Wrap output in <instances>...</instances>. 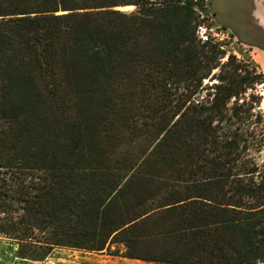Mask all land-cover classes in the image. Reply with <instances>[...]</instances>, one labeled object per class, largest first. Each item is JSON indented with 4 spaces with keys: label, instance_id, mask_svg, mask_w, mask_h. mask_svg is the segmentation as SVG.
<instances>
[{
    "label": "trees",
    "instance_id": "1",
    "mask_svg": "<svg viewBox=\"0 0 264 264\" xmlns=\"http://www.w3.org/2000/svg\"><path fill=\"white\" fill-rule=\"evenodd\" d=\"M205 15L209 0H0V236L19 258L264 263V77L199 37Z\"/></svg>",
    "mask_w": 264,
    "mask_h": 264
},
{
    "label": "rangeland",
    "instance_id": "2",
    "mask_svg": "<svg viewBox=\"0 0 264 264\" xmlns=\"http://www.w3.org/2000/svg\"><path fill=\"white\" fill-rule=\"evenodd\" d=\"M209 3L211 4V0H209ZM133 10L125 9L127 12ZM211 18L206 15L204 16V23L202 27L206 32L204 33V30H199L198 35L201 36V33L210 35L212 38L221 42L223 44V48L234 53L239 60L244 63H253L256 65L257 74L264 77V53L258 49H250V45L241 42L232 29L217 23L213 16H211ZM223 60L225 61L226 59ZM206 84L210 86L212 82L206 81L204 86ZM249 94L250 163H253L254 161L258 165L262 166L264 165V145L261 151H259L258 148L264 143V83L256 84L254 88L250 89ZM2 124L3 123L0 122V126ZM262 169H264V167ZM17 249L18 245L14 240L5 236H0V264H109V261L114 259V256H109L105 253L56 248L43 261L31 262L29 260L19 258L17 256Z\"/></svg>",
    "mask_w": 264,
    "mask_h": 264
},
{
    "label": "crops",
    "instance_id": "3",
    "mask_svg": "<svg viewBox=\"0 0 264 264\" xmlns=\"http://www.w3.org/2000/svg\"><path fill=\"white\" fill-rule=\"evenodd\" d=\"M227 2L230 6L229 16L237 21V23H239L248 32L247 34L250 36V39L258 42L259 44H250V49H258L264 53V0H227ZM109 264L153 263L114 257V259L109 261Z\"/></svg>",
    "mask_w": 264,
    "mask_h": 264
},
{
    "label": "water",
    "instance_id": "4",
    "mask_svg": "<svg viewBox=\"0 0 264 264\" xmlns=\"http://www.w3.org/2000/svg\"><path fill=\"white\" fill-rule=\"evenodd\" d=\"M121 9L124 11L125 9L133 10L134 6L126 5L124 7H121ZM229 11L230 6L228 5L227 0H211L210 13L216 19L217 23L232 29L241 40V42L249 45H259L258 42L250 39V36L247 34L248 32L239 23H237V21L229 16Z\"/></svg>",
    "mask_w": 264,
    "mask_h": 264
},
{
    "label": "built area",
    "instance_id": "5",
    "mask_svg": "<svg viewBox=\"0 0 264 264\" xmlns=\"http://www.w3.org/2000/svg\"><path fill=\"white\" fill-rule=\"evenodd\" d=\"M206 29V28H205ZM199 30H204L202 26L199 27ZM198 30V32H199ZM204 33L206 32L205 30L203 31ZM200 38H202L203 40H207L208 35H205L203 33H201V36H199Z\"/></svg>",
    "mask_w": 264,
    "mask_h": 264
}]
</instances>
